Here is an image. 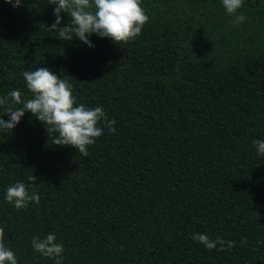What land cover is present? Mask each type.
<instances>
[{"label":"trees","instance_id":"16d2710c","mask_svg":"<svg viewBox=\"0 0 264 264\" xmlns=\"http://www.w3.org/2000/svg\"><path fill=\"white\" fill-rule=\"evenodd\" d=\"M143 8L138 37L90 48L49 29L47 0H0V96L30 98L23 72L48 67L116 122L87 157L31 113L0 133V227L18 264H54L31 244L50 232L63 264H264V0H245L239 25L221 0ZM32 175L40 202L17 210L4 189ZM193 233L234 243L208 250Z\"/></svg>","mask_w":264,"mask_h":264},{"label":"clouds","instance_id":"9594fccd","mask_svg":"<svg viewBox=\"0 0 264 264\" xmlns=\"http://www.w3.org/2000/svg\"><path fill=\"white\" fill-rule=\"evenodd\" d=\"M25 0H4L13 8H20ZM221 3L232 22L239 25L245 16L239 10L245 0H221ZM52 6L54 22L48 26L57 33L58 39L79 41L93 47L91 37L107 38L114 43L134 40L141 34L142 28L149 17L143 8V0H47ZM71 19L62 25L63 15ZM25 86L31 93L30 98H22V92L14 89L5 96H0V106L9 103L16 107H6L0 114V133L12 132L21 122L26 113L40 121L47 133H56L54 145L72 146L84 157L88 156V147L96 142L104 128L115 131V120L108 119L101 106L86 107L79 103L73 95V85L48 67H38L34 71L23 72ZM8 116L5 120L2 117ZM103 122V127L101 126ZM253 146L257 155L264 156V140H254ZM26 185L17 181L4 189V200L17 210L27 208L29 203L39 204L40 195L34 190L37 178L29 176ZM31 189V190H30ZM4 228L0 227V264H18L16 254L4 243ZM192 239L198 241L206 249H221L227 244L232 247L233 241H225L221 236L210 238L206 233H193ZM33 250L42 256L53 259L54 264H63L64 246L56 242V234L48 233L40 238L33 236Z\"/></svg>","mask_w":264,"mask_h":264}]
</instances>
